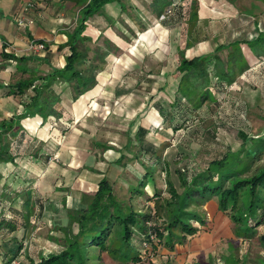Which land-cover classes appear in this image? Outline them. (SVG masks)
I'll list each match as a JSON object with an SVG mask.
<instances>
[{
    "label": "rangeland",
    "instance_id": "rangeland-1",
    "mask_svg": "<svg viewBox=\"0 0 264 264\" xmlns=\"http://www.w3.org/2000/svg\"><path fill=\"white\" fill-rule=\"evenodd\" d=\"M187 1L184 0L182 2L184 11L187 10L186 6L189 4ZM123 2L125 7L122 10V17L118 16L117 19H114L109 16V18L105 20L99 19L97 22L91 19L90 24L99 31V36L95 41H92L89 37L87 38L84 48L86 56L84 55L85 57L82 58L83 64L75 65V69L89 76L88 67H90V64L99 65L94 70L95 83L84 91L91 94L90 99H95L94 102H96V105H94L95 110L91 109L90 112L86 113H96L92 121L95 129L92 135H88L86 131L79 127L78 129L81 131L76 133L80 134L81 139L79 140L76 134L73 139L77 140L78 144H86L88 141L92 148L89 150L94 151L96 149L94 154L98 159L104 158V154L106 155V152H103L105 148H111L114 151L108 152L109 156L116 155L115 152L119 153L117 159L120 158L118 163L123 166L122 169L118 170L113 165L110 166L114 160L108 162L109 164H106L107 166L105 165L104 168L106 172L110 170L109 172L112 173L109 175L108 180L112 185L115 198L124 205L130 202L134 203L135 208L139 212L147 213L150 211V213H153V210H156L157 214L155 212V216L163 218L158 220V222L163 223L164 219H166V209L158 207L159 205L149 207V204H146V197L153 194V188L155 187L157 190L156 194L159 197L153 201L162 203V197L166 201L169 198L166 185L168 179L177 191L182 190L176 169L183 168V163H179V160H174V155L180 153L181 148H185L186 152H188V154L181 152L182 159H188V157L193 159L199 171L204 170L213 159H220L225 152L229 151L232 153L228 156V159H231L234 157L232 156L234 153H240L248 145H250L249 148L252 146V151L256 149L257 152H260V150L262 152L255 160H253V153L240 160V165L250 164V169L245 175L251 174L259 167L264 166V139H261V137H264V49L260 50L259 53L261 55H252V51L258 53L255 49L264 43V26L257 23L255 25L249 18L257 16L264 11V0H215V2L214 0H208L206 9L209 12L211 8L213 15L200 18L198 14V19L193 23L188 19H181L180 23L166 28L165 40H159L161 43L157 42L156 46H152L147 42L136 41L137 37L146 28L154 26V16L158 15L157 8L161 7L162 12H164L163 10L166 9L168 11L171 5L169 8L162 6L161 0H123ZM227 4L230 5L228 6ZM221 8H224V10L222 11ZM152 9H155L156 14ZM226 9H233V11L228 13L225 11ZM234 9L235 12L239 11L244 15L250 16L244 17L241 15L240 17H244V19L239 18V23V16L231 14ZM39 10H41L40 7L34 8L35 13ZM144 10L147 11L148 15L144 14ZM185 14H188L187 11H185ZM159 17L160 15L157 16V19ZM110 29L126 43L125 45L122 42L124 49H115L114 43L105 36L104 32L106 33ZM232 41H243L248 43L249 46L246 44L238 46L236 42L232 43ZM230 42L231 45L228 47L218 48V46L227 45ZM111 45L114 47L113 53L107 56L105 54V57L102 58L103 62H100V59L96 56L108 51V47H111ZM133 45L136 48L131 52L129 48ZM242 47H245L243 51L246 54L243 59L236 61V65L240 66L247 63L245 70L238 72L237 75L234 73L233 81L223 86L218 95L213 88L214 90L211 91L215 93V96L212 97V101L209 99L200 101L198 98L184 99L193 108L188 112L185 119L177 122V124L175 123V126L179 127L178 129H169V118L163 117L160 113L157 114L153 109V103H159L165 115L170 114V109L174 106L172 101L176 93L180 88L185 90L187 87V83L185 85L182 84L181 74L176 68L179 60L178 50L183 49L185 56L188 58L201 54H210L225 60L231 56V53L236 54L238 49ZM12 74V82H8V85L13 84L18 77L26 75L23 72L19 74L14 72ZM28 74V77H32L36 81L41 80V73L29 70ZM97 76L100 79H97ZM68 83L67 85L59 84L58 89L62 86H69L70 89L68 91L70 90V96L72 97L73 84L71 81H68ZM193 92L189 91V94ZM200 93H202V88L198 90L197 95ZM27 98L24 97L23 100ZM129 103L130 106H140L136 110L139 111L136 117L133 116L131 118L127 108ZM103 106H107V108H103ZM106 110L109 113L107 118L104 119L102 117H105L106 114L99 116V113ZM135 121H138L139 124L150 123L156 131L149 138L150 141L157 145V155L161 157L160 164H156L154 169L144 168L142 172L133 164L129 165V160L137 157V155L140 156L138 144L135 141L131 142L134 136L131 126ZM108 129L111 130L108 136H102V131ZM74 131L78 130L75 129ZM240 131L247 136L245 146H242L243 138L240 136ZM83 136L87 138V141H82ZM66 137V134H64L60 138L63 141ZM3 138L5 143L13 140V137L9 134H4ZM128 140H131L130 144H126ZM95 141H101L105 148L97 147ZM25 146V143L22 142L21 148L24 149ZM15 147L14 145L12 151H15ZM85 154L86 151L83 148L75 152L76 157L79 159H82ZM57 157V166L63 167L67 164L65 158H61L62 156L60 155ZM124 157H126V161L122 162L121 159ZM27 160L28 157H25L24 164L27 163ZM0 162L3 165L2 171H0V192L6 191L9 195L14 196L15 189L29 185L21 183L19 178H14L9 174L6 175L12 165L3 164L5 161ZM226 165L230 164L226 163ZM114 168L116 170H113ZM138 171H140L139 174L136 173ZM145 173L152 175L153 184L152 182H146L147 184L143 188L144 194L139 197L137 195L133 199L130 198L131 190L139 188L140 182L145 179ZM60 177L61 175L58 174L55 182L58 185L55 186L54 184L53 187L56 188L54 190L55 194L60 195V197H57L58 200L63 198L59 204L57 203L59 212L61 213L62 210V214H66L65 195L68 193L69 186L62 183ZM93 192L92 190L87 193L84 191L82 194L86 193L91 198ZM161 193H164V196ZM47 197L43 196L44 200ZM255 197L259 199L253 204L262 209H253V211L259 215L262 223L250 234H247V230H240L237 224L225 213H223L224 216L222 215L218 223L215 222L212 215L207 212L208 209L204 205L206 201L204 204H198L197 206L200 209V217L203 221L194 223V225L202 231L204 229L203 225L207 227L212 225L213 231H211L213 235L210 237L204 234L199 238V234L196 232L193 235L194 237L187 236L186 240L189 242L186 248L184 247L182 250L178 248V252L175 253L166 251L165 254L162 252V247L158 249L156 244L157 246L154 245L153 249L147 251L149 254L146 256L143 254L144 256L141 257L144 260L143 264H159L164 258L163 255H166L169 259L180 255L179 264H264V180L257 185ZM80 201H82V197ZM15 205L18 204L15 203ZM54 206V201L51 203L47 202L44 219H41V227L34 230L36 225L32 224L35 226L29 229V234L34 232L36 243L41 246L40 249L44 254L57 251L60 248L59 240L62 238V231L59 229L60 222L52 220L53 217L50 216L52 212L50 209ZM71 209H75L73 205ZM207 230L209 229L205 228L203 233H208L205 232ZM18 237L20 239L22 236ZM213 241L214 243H212V248L210 249L200 248L199 250H194L197 243L200 245L202 242V245H207ZM156 242L161 244V242ZM0 250H5L2 244H0ZM19 259H22L23 262L26 260V258L20 256V258L14 260L15 263H11L18 264L16 262ZM102 262L103 264H126L112 259L106 253L102 254Z\"/></svg>",
    "mask_w": 264,
    "mask_h": 264
},
{
    "label": "trees",
    "instance_id": "trees-1",
    "mask_svg": "<svg viewBox=\"0 0 264 264\" xmlns=\"http://www.w3.org/2000/svg\"><path fill=\"white\" fill-rule=\"evenodd\" d=\"M110 1L113 0H89L83 7L80 13L81 24L68 36L69 53L65 57L66 64L62 69H53L52 72L46 75L48 77L42 76L40 81L28 77V75L8 85V94L21 97L24 109L9 119L0 120V161L14 162L15 156L25 154L36 158H48L44 151L41 152L42 143L36 144L38 139H31L29 142L26 140L19 121L26 116L36 114L43 121L49 115L56 118L62 116L64 109L60 104V97L51 88L56 76L72 82L73 100L93 86L95 83L94 70L99 65L90 64V67H88L89 76L75 69V65L82 63V58L86 56L78 49L77 41L80 40L81 33L85 28L82 22L88 16L99 11L103 4ZM183 1L161 0L162 6L169 8L171 5V8L168 11L163 10L164 12H162L161 7L157 8L158 15L165 14L164 18H159V20L167 27L175 26L183 18L192 23L195 22L198 19V0L187 1L189 3L186 6L187 10H185L188 13L187 15L184 11ZM33 42L43 41L33 40ZM235 42L238 46L245 44L249 46L248 43L243 41H232V43ZM6 45L5 42L2 43L0 69L5 66L6 61L14 60L17 63L16 68L18 71L27 72L25 64L30 57L27 55L17 56L14 53L6 52ZM229 45H231V42L227 45H220L218 48H226ZM244 48L238 49L236 54L231 53V56L225 60L210 54L187 58L183 49L178 50L179 60L176 68L181 74L182 84L187 83V87L185 90L180 88L176 93L172 101L174 106L171 107L170 114L167 112L168 114L165 115L161 109L162 107L156 104L159 113L163 117L169 118V128L178 129L179 127L175 126V123L177 124V122L185 119L188 112L192 110V105L184 99L198 98L200 101L205 99L212 101L215 93L218 95L223 86L231 83L238 72L245 70L247 63L240 66L236 65V61L243 59L246 54L243 51ZM247 48L249 49V47ZM255 50L258 52L259 48ZM252 52V55H259V53ZM105 54L106 52L96 57L100 59V62H103L102 58L105 57ZM65 72L68 73L66 76H64ZM198 88H202V93L199 95H197ZM213 88L215 93L212 92ZM28 90L32 92L29 95L27 94ZM189 91L194 92L189 94ZM27 95L28 98L23 100ZM145 132V129L140 127L137 131V138H142ZM239 133L243 138L242 146H245L247 136L242 131ZM4 134H9L13 137V140L5 143ZM262 138L264 139V137ZM13 141H16L15 151H12ZM22 142L26 146L24 149L20 148L21 150H18ZM249 146L245 147L240 153L233 152L232 156L234 157L231 159H228V156L232 153L225 152L220 159L210 161L202 171L196 168L193 159L189 157L188 159H182L181 152H185V154H188V152L185 148H181L180 153L174 155V160L183 163V168L176 169L182 190L177 191L168 179L166 185L169 198L166 201L161 199L163 204L156 203L157 201L152 202L153 204L148 203L149 200L157 199L155 187L153 188V194L146 197V200H148L146 204H149V207L159 205L158 207L166 209V219L163 223L158 222L163 218L155 216L156 210H153V213H150V211L147 213L139 212L134 203L130 202L124 205L121 201H118L113 194L108 177L103 176L91 198L86 193L82 194L81 207L67 208L65 225L59 227L62 231V238L59 240L60 248L57 251L44 254L40 248L29 245L24 247L22 241L17 240L13 246L3 245L5 250H0V264H12V261L19 258L20 253L24 254L26 264H103V253L126 264H139L142 262L141 257L144 256L143 254L145 256L149 254L147 251L154 248L153 246L157 244L156 241L165 244L168 249L172 250L175 243H183L186 241L187 236L195 235L198 228L194 223L203 221L197 206L198 204H204L212 195L217 197L218 209L227 214L240 230H247V234H250L262 223L259 215L253 211V209L259 210L262 208L255 206L253 203L259 199L255 197V194L257 185L264 180V166L259 167L251 174L245 175L250 169V164L240 165V160L252 153L254 155L253 160H255L262 152V150L257 152L256 149V152L252 151V146L250 148ZM226 163L230 165H226ZM154 168L152 167V169ZM144 177L145 179L140 182L139 188L131 190L130 198L133 199L137 195L139 197L144 194L143 188L147 184V178L153 179L152 175L150 176L148 173H145ZM32 189L31 184L26 185V187H19V189L14 190V196L9 195L6 191L0 192V241L10 237L14 231L21 227L28 228L33 220L37 221L38 224H42L41 218L44 213L45 200L40 196H32ZM15 203L18 205H15ZM150 234L153 235L152 240H150ZM143 240L149 241L150 249H144L142 246ZM19 262L18 264H25Z\"/></svg>",
    "mask_w": 264,
    "mask_h": 264
},
{
    "label": "crops",
    "instance_id": "crops-1",
    "mask_svg": "<svg viewBox=\"0 0 264 264\" xmlns=\"http://www.w3.org/2000/svg\"><path fill=\"white\" fill-rule=\"evenodd\" d=\"M88 1L89 0H0V51L2 49V43L5 42L7 44L5 47L6 52L14 53L17 56L27 55L30 57L25 64L27 72H23L26 73V75H23L20 78L28 76L29 70L36 71L39 74L41 73L42 76L48 77L46 75L52 72L53 69H62L65 66V57L69 53V46L67 45L68 36L76 29L77 26L81 24L80 13L82 12L83 7L88 3ZM207 1L208 0H198V14L200 18L206 16L208 17L214 14L211 8L209 12L206 9L208 5ZM27 4H32L33 6L28 7L25 10L24 7ZM227 5L229 6L230 4ZM38 7H40L41 10L35 13L34 8ZM124 7L125 5L123 0H113L103 4L99 11L88 16L82 22L85 28L81 33L80 40L78 39L77 41L78 49L85 54L84 48L86 46L87 38L89 37L92 41H95L99 36V31L90 24L91 19H94V22H97L99 19L105 20L109 18V16L117 19L118 16L122 17V10L124 9ZM221 10L223 11L224 8H221ZM225 11L229 13L233 11V9H226ZM153 12L155 13V9L153 10ZM144 14L148 15L146 10H144ZM231 14H236L235 16H239L238 21L239 18L244 19L245 16H250L244 15L239 11L235 12V9ZM241 15H243L244 17H240ZM157 16L158 15L154 16V26H150L143 30V32H141L137 37L136 41H143L145 43L147 42L151 44L152 46H156L157 42H160L159 40H165L167 26L164 25L159 19H157ZM249 18H251L252 22L255 23V25L257 23L258 25L262 24L264 26V11L257 16H251ZM18 19H22L23 23L19 24L17 21ZM91 29L92 31H90ZM104 34L105 36H107V38H109L111 42L114 43L115 49H124L123 43L125 42L121 40L122 38L120 36H117L116 33H114L111 29L106 33L104 32ZM33 40H42L46 46V49L39 51L30 49V44L36 43L33 42ZM114 47H112V45L111 47H108V51H105L106 56L113 53ZM134 48H136L135 45L131 46L129 49L132 52ZM258 48L259 53L260 50L264 49V43ZM259 55H261V53H259ZM5 63V66L0 69V85H2L0 86V120L9 119L13 115L22 112L24 109V104L22 103L21 97L14 96L13 94H8V82H12L11 74L14 72H17L19 74L21 73V70H17V63L14 60L6 61ZM67 74L68 73L65 72L64 76H66ZM20 78L18 77V79ZM98 78L99 77L97 76V79ZM59 84L67 85L69 83L65 78L56 76L55 80L51 84L54 92L60 97V104L64 109L62 116L56 118L53 115H49L47 119L43 121V119L38 114H36L34 116H26L19 121L21 129L24 130L23 135L25 136L26 140H28L29 142L31 139H38V142H36V144L39 145V142L42 143L43 146L41 152L44 151L48 158H36L32 155L25 154L15 156L14 162L8 161L3 162V164L12 165L9 169L10 171L8 170L6 175L9 174L14 178H19L21 180V183L31 184L33 186L32 196L34 195V193H36L35 196H40L43 200V196H48L45 200V206L47 202L51 203L54 201L55 206L50 209L52 211L50 213V216L53 217L52 220L60 222V225H65L67 213L62 214V210L60 213L59 207H57V203L59 204V202L62 201L63 198L58 200L57 197H60V195L55 194L54 190L56 188L53 187L54 184L55 186L58 185V183H55L57 175L60 174L61 182L69 186L68 193H66L65 195V209L67 211V208H71L72 205L74 208L81 207L82 202L80 201V198L82 197V192L85 191L87 193L91 190L95 191L97 189L99 180L103 176L109 177V175L112 174L111 172H109L110 170L106 172L104 169L105 165L109 164L108 162L114 160V162L110 164V166L113 165V167H115L116 169L118 168V170L122 169L123 166L119 165L118 163V161L120 160V158L117 159L119 153L115 152L116 155L109 156L108 152L114 151H112L111 148H105L101 141H95V145L97 147H101L102 149L105 148L103 152H106V155L104 154V158L98 159L94 154V151H96V149L94 151L89 150L92 148L90 147L86 137H82V141H87L86 144H78V141H75V139H73L76 135L78 136L79 140L81 139L80 134L76 133L81 131L80 129H78L79 127L86 131L88 135L93 134L95 126L93 125L92 121L94 120L93 116H96V113H86L90 112L91 109L95 110L94 105H96V102H94L95 99H90L92 95L88 92L80 94L78 98L73 100V98L70 96V90L68 91L70 87L62 86L60 89H58ZM29 91L27 93L28 95L32 93L31 91ZM28 95L26 97H28ZM156 104L159 105V103H153V109L157 114H159V111L156 109ZM139 107L140 106L137 105L130 106V103L128 104L127 108L131 118H133V116L136 117L139 112L136 110H138ZM103 108H107V106H103ZM108 113L109 111L106 110L104 112H100L99 116H104L106 114L105 117H102L106 119ZM137 123L138 121H135L132 124L131 127L134 136L132 141L128 140L126 144H130L134 141L138 144L140 156L137 155V157H133L132 160H129V165L133 164L136 168H139L140 171L143 172L144 168L154 167L156 165V162L157 164H160L159 162H161V157L157 155V145L149 139L150 135L152 136L156 133L154 127H152L150 123H144L145 125L143 123ZM140 127L145 129L146 132L142 136V138L138 139L137 131ZM75 129H77L78 131H74ZM110 132L111 130L108 129L102 131L101 134L102 136H108ZM19 134L21 135L20 131ZM64 134H66L67 137L62 141L60 137H62ZM133 134L131 133L130 135ZM13 142L14 143L12 144V148L14 147V145L16 146V141ZM20 148L21 145L19 146L18 150L22 149ZM80 148H83L86 151V154L82 157V159H79L75 155V152L77 150H81ZM59 155L62 156L61 158H65L67 160V164L63 167L57 166L56 158H58L57 156ZM25 157H28V160L27 163L24 164ZM121 160L122 162H125L126 157ZM2 168L3 165H1L0 162V171H2ZM115 168L113 170H116ZM140 171L136 173L139 174ZM148 182H152L153 184L154 180L151 178H147V183ZM162 195H164V193ZM155 196L157 198L159 197L157 194ZM162 200L164 201L165 198L162 197ZM149 202L152 203L154 201L149 200L148 203ZM204 205L208 209L207 212L212 215V218L215 222L218 223L222 215L224 216V212L218 209L217 197L215 195L210 196L206 204ZM43 212L44 213L41 218L42 220L44 219V215L46 213L45 207ZM198 212L200 214V209H198ZM30 224L31 225H29L28 228L21 227L20 229L14 231L10 237L4 239L3 241L1 240L0 244H8V246H13L15 245V242L17 240L21 239L24 247H27L29 245L31 247L36 246L40 248L41 246L36 243V239L33 235L34 232H31L29 234V229L33 228V226L35 225L36 226L34 230L39 229L41 227L40 225L42 224H38V222L35 220L31 221ZM203 227L204 229H209L205 231L208 233H203L204 229L202 231L198 228L197 232L199 234V238L204 234L211 237L213 235V226L211 225L210 227H207L206 225H203ZM18 236L22 237L19 239ZM191 237L194 236L192 235ZM191 240L193 241V239ZM188 242L189 241L186 240L183 243H175L172 250L168 249L165 244H158L157 242L156 243L158 245V249L162 247V252L166 254V251L169 253H175L178 252V248L180 250H182V248L184 249V247L186 248ZM212 243H214V241L207 245H202V242L200 243V245H198L199 243H197L194 250H199L200 248H205L206 250L210 249L212 248ZM20 256L24 257V254H20L19 258ZM163 256L164 258L160 261L159 264L180 263L178 262L180 255L174 256L173 259H169V257H166V255ZM141 260L142 262L140 263L143 264V258ZM19 261V263L23 262L22 259H19ZM24 263L26 264L27 261H25Z\"/></svg>",
    "mask_w": 264,
    "mask_h": 264
},
{
    "label": "built area",
    "instance_id": "built-area-1",
    "mask_svg": "<svg viewBox=\"0 0 264 264\" xmlns=\"http://www.w3.org/2000/svg\"><path fill=\"white\" fill-rule=\"evenodd\" d=\"M31 6H33V5H32V4H27V5L24 7V9L26 10L28 7H31ZM164 15H165L164 13L161 14L159 18H160V19L164 18ZM17 21H18L19 24H22V23H23V20H22V19H18ZM29 48L32 49V50H37V51H39V50H43V49L45 48V44H44L43 42L31 43ZM148 223H149V222H148ZM152 239H153V235L150 234V240H152ZM142 246L144 247V249L149 248V247H150V243H149V241H147V240H143V241H142ZM149 249H150V248H149ZM12 262L15 263V261H12ZM16 263H18V262H16Z\"/></svg>",
    "mask_w": 264,
    "mask_h": 264
}]
</instances>
